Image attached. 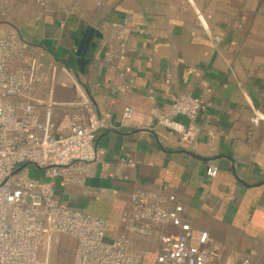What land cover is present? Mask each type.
<instances>
[{"label": "crops", "instance_id": "crops-1", "mask_svg": "<svg viewBox=\"0 0 264 264\" xmlns=\"http://www.w3.org/2000/svg\"><path fill=\"white\" fill-rule=\"evenodd\" d=\"M127 19L145 32L131 33L127 54L108 62L110 45L118 46L111 25ZM11 30L41 65L36 106L44 116L54 103L58 132L69 131L81 102L74 81L107 122L92 174L82 185L57 189L67 207L108 220L114 239L136 190L174 195L193 245L207 233L219 264H264V0H0V34ZM179 95L203 103L189 148L165 129L151 130L150 110H166ZM125 107L134 115L122 126ZM126 157L134 165L117 174ZM209 166L218 168L215 179L206 174ZM154 232L132 238L130 252L144 264L154 263L159 234H178L171 226ZM73 252L61 264H72Z\"/></svg>", "mask_w": 264, "mask_h": 264}, {"label": "built area", "instance_id": "built-area-1", "mask_svg": "<svg viewBox=\"0 0 264 264\" xmlns=\"http://www.w3.org/2000/svg\"><path fill=\"white\" fill-rule=\"evenodd\" d=\"M198 19L206 28L199 13ZM111 26L118 46L110 45L105 55L108 62L127 54L131 33L145 32L133 28L128 19ZM214 40L222 41L219 37ZM26 49L16 30L0 34V264H49L55 235L75 241L72 264H144L143 257L130 252L132 238L151 237L157 226H171L178 234L158 235L160 247L153 264H219L218 250L207 247V233L200 235L198 245L192 244L191 224L174 195L136 190L131 209L121 218L123 231L114 239H108V220L63 203L58 187L82 185L92 174L96 140L107 122L98 118L81 85L74 81L81 102L71 116L69 131L58 132L51 120L54 103L46 104L44 116L37 109L34 93L45 75L37 60L27 57ZM202 108L199 98L179 95L166 110H150L154 119L151 130L165 129L189 148L196 140L195 121ZM133 115V108L125 107L122 126ZM259 119L256 115L251 122L258 124ZM133 165L132 159L121 158L117 174ZM34 171L43 177L35 176ZM206 174L215 179L218 168L209 166ZM241 264L250 262L243 259Z\"/></svg>", "mask_w": 264, "mask_h": 264}, {"label": "rangeland", "instance_id": "rangeland-1", "mask_svg": "<svg viewBox=\"0 0 264 264\" xmlns=\"http://www.w3.org/2000/svg\"><path fill=\"white\" fill-rule=\"evenodd\" d=\"M57 236H59L58 241L54 240V238L56 239ZM62 239H64L63 242ZM69 239L70 238L66 235L53 236L50 246L49 264H61L64 259L71 258L72 250L75 248H73V245Z\"/></svg>", "mask_w": 264, "mask_h": 264}, {"label": "water", "instance_id": "water-1", "mask_svg": "<svg viewBox=\"0 0 264 264\" xmlns=\"http://www.w3.org/2000/svg\"><path fill=\"white\" fill-rule=\"evenodd\" d=\"M26 166H23L21 169L25 168Z\"/></svg>", "mask_w": 264, "mask_h": 264}]
</instances>
